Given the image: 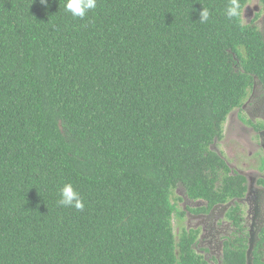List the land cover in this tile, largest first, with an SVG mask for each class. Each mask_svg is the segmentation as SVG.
I'll use <instances>...</instances> for the list:
<instances>
[{"label":"trees","instance_id":"1","mask_svg":"<svg viewBox=\"0 0 264 264\" xmlns=\"http://www.w3.org/2000/svg\"><path fill=\"white\" fill-rule=\"evenodd\" d=\"M248 2L229 19V0H97L80 19L66 0H0V264H209L194 230L177 239L176 190L245 194L211 146L264 84ZM65 183L83 210L58 204Z\"/></svg>","mask_w":264,"mask_h":264},{"label":"flooded vegetation","instance_id":"2","mask_svg":"<svg viewBox=\"0 0 264 264\" xmlns=\"http://www.w3.org/2000/svg\"><path fill=\"white\" fill-rule=\"evenodd\" d=\"M243 18L264 32V3L261 0H249L243 9ZM235 111L242 124L241 131L249 132L251 145L246 149L254 161L253 165L234 168L222 152L217 151L226 158L232 172L236 171L246 177L245 194L232 197L225 203L210 205L204 199L188 198L182 190L184 200L181 204L186 212L182 221L185 222L186 230L196 232L192 246L209 264H224L229 252L228 245L233 254L239 250L240 241L248 245L246 264L249 259L254 264L257 256L264 264V84L257 78L247 99ZM233 112L229 116L232 117ZM250 147L255 149V153H252ZM230 210L232 211L229 212ZM251 239L254 241V248L249 257Z\"/></svg>","mask_w":264,"mask_h":264},{"label":"rangeland","instance_id":"3","mask_svg":"<svg viewBox=\"0 0 264 264\" xmlns=\"http://www.w3.org/2000/svg\"><path fill=\"white\" fill-rule=\"evenodd\" d=\"M235 110H233V116H228L227 121L224 124V137L214 143L211 147L214 150L222 152V154L227 158V160L234 168H247L248 165L252 167L254 161L250 158L251 156L249 155L248 150L246 149V147L250 144L249 132L241 131L242 124L237 119V112ZM250 149L252 153L253 151L255 153V149H252L251 147ZM182 190L183 188L181 187L177 188L176 194L181 195ZM180 205L182 206V204ZM173 224L177 239H179L185 222L176 217L174 219Z\"/></svg>","mask_w":264,"mask_h":264},{"label":"clouds","instance_id":"4","mask_svg":"<svg viewBox=\"0 0 264 264\" xmlns=\"http://www.w3.org/2000/svg\"><path fill=\"white\" fill-rule=\"evenodd\" d=\"M42 4H47V0H40ZM97 7V0H66L65 10L69 12L72 17L83 19L87 14ZM240 14L239 0H229L228 6L225 9L227 18L232 19L238 17ZM210 11L203 8L200 13V22H207L210 18ZM60 199L58 204L61 206L73 207L77 210H83L84 201L80 193L74 188L72 183H65L59 190Z\"/></svg>","mask_w":264,"mask_h":264},{"label":"water","instance_id":"5","mask_svg":"<svg viewBox=\"0 0 264 264\" xmlns=\"http://www.w3.org/2000/svg\"><path fill=\"white\" fill-rule=\"evenodd\" d=\"M254 241L251 239V241H250V245H249V250H248V256L250 257L251 256V254L253 253V248H254V243H253ZM248 264H252V260L251 259H249L248 260Z\"/></svg>","mask_w":264,"mask_h":264}]
</instances>
